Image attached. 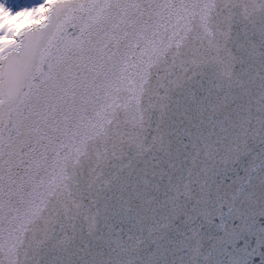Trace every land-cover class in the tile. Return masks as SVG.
I'll return each instance as SVG.
<instances>
[{
  "label": "snow or ice",
  "instance_id": "obj_1",
  "mask_svg": "<svg viewBox=\"0 0 264 264\" xmlns=\"http://www.w3.org/2000/svg\"><path fill=\"white\" fill-rule=\"evenodd\" d=\"M0 264H264V0H0Z\"/></svg>",
  "mask_w": 264,
  "mask_h": 264
}]
</instances>
